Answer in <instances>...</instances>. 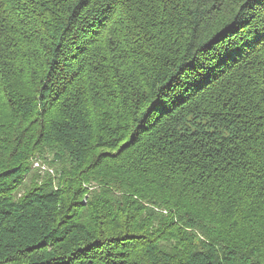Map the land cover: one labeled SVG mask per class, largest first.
Here are the masks:
<instances>
[{
	"label": "trees",
	"instance_id": "obj_1",
	"mask_svg": "<svg viewBox=\"0 0 264 264\" xmlns=\"http://www.w3.org/2000/svg\"><path fill=\"white\" fill-rule=\"evenodd\" d=\"M0 264H264V0H0Z\"/></svg>",
	"mask_w": 264,
	"mask_h": 264
},
{
	"label": "bare ground",
	"instance_id": "obj_2",
	"mask_svg": "<svg viewBox=\"0 0 264 264\" xmlns=\"http://www.w3.org/2000/svg\"><path fill=\"white\" fill-rule=\"evenodd\" d=\"M36 166H38V164H36Z\"/></svg>",
	"mask_w": 264,
	"mask_h": 264
},
{
	"label": "rangeland",
	"instance_id": "obj_3",
	"mask_svg": "<svg viewBox=\"0 0 264 264\" xmlns=\"http://www.w3.org/2000/svg\"><path fill=\"white\" fill-rule=\"evenodd\" d=\"M39 163V162H38ZM41 164V163H40Z\"/></svg>",
	"mask_w": 264,
	"mask_h": 264
}]
</instances>
